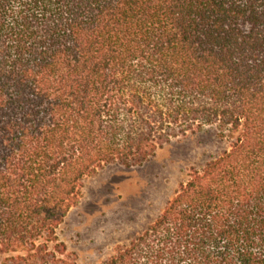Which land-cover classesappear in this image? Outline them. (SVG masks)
Returning <instances> with one entry per match:
<instances>
[{
  "label": "trees",
  "instance_id": "1",
  "mask_svg": "<svg viewBox=\"0 0 264 264\" xmlns=\"http://www.w3.org/2000/svg\"><path fill=\"white\" fill-rule=\"evenodd\" d=\"M215 129L97 264H264V0H0V264H78L85 182Z\"/></svg>",
  "mask_w": 264,
  "mask_h": 264
},
{
  "label": "rangeland",
  "instance_id": "2",
  "mask_svg": "<svg viewBox=\"0 0 264 264\" xmlns=\"http://www.w3.org/2000/svg\"><path fill=\"white\" fill-rule=\"evenodd\" d=\"M215 129L173 140L140 167L117 164L99 169L84 185L58 237L78 264H97L159 214L190 167H199L225 148Z\"/></svg>",
  "mask_w": 264,
  "mask_h": 264
}]
</instances>
